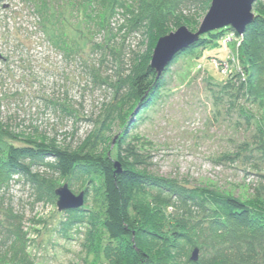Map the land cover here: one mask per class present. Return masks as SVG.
<instances>
[{
	"label": "rangeland",
	"instance_id": "374dc122",
	"mask_svg": "<svg viewBox=\"0 0 264 264\" xmlns=\"http://www.w3.org/2000/svg\"><path fill=\"white\" fill-rule=\"evenodd\" d=\"M211 1L201 6L200 0H176L174 16L196 32ZM261 10L264 0H255L252 13L256 16ZM190 21L197 25L190 28ZM125 23L118 14L109 20L106 32L92 35V42L104 50H93L91 39L70 27V38L82 51L64 54L37 31L33 15L21 0H0V127L20 138L72 152L87 151L88 144H94L97 154L107 156L115 150L122 131L125 145L143 156L142 174L186 188L206 187L264 207L259 178L264 174V156L257 143L260 133L264 140V99H254L246 86L241 87L239 38L232 36L235 44L228 43L232 40L226 34L218 42L206 41L202 54L201 50L182 53L163 75L155 101L145 109L135 105L120 131L108 118L117 111L118 99L129 94L126 78L152 56L155 47L149 29L130 30ZM254 48L264 61L260 40ZM90 70L99 77L97 82ZM51 162L45 160L32 172L54 185L53 192L66 184L73 195L83 193L86 222L88 212L100 210L98 195L86 193V185L76 179L61 180L46 166ZM35 189L30 180L13 178L0 192V253L10 243L11 219L18 216L32 264H94L88 249L91 226L69 222L67 211H58L56 196L52 199L43 189L42 198L37 199ZM147 202L151 209L159 205ZM164 210L173 221L190 213L185 207L178 212L171 204ZM234 245L236 264H264V237H239ZM225 246L208 236L198 242L197 257L209 258L216 248Z\"/></svg>",
	"mask_w": 264,
	"mask_h": 264
},
{
	"label": "trees",
	"instance_id": "16d2710c",
	"mask_svg": "<svg viewBox=\"0 0 264 264\" xmlns=\"http://www.w3.org/2000/svg\"><path fill=\"white\" fill-rule=\"evenodd\" d=\"M21 1L33 15L37 31L47 36L45 40L51 47L64 54L82 51L78 42L71 40L70 27H75L90 42L94 33L106 32L109 20L118 14L125 18V25L130 30L149 29L153 45L159 38L171 33L172 29L184 24L181 25L179 18L174 16L176 0ZM200 2L201 6H208L210 0ZM187 25L191 28L197 24L190 21ZM226 34L232 40L228 43H233L232 36L240 40L241 82L244 83L241 87L246 86L254 99H264V61H261L262 57L254 48L260 40L264 52V11L261 10L242 36L230 28L201 36L191 47L175 56L157 81L155 72L149 67L151 56H147L126 78L130 86L129 94L118 99L114 107L117 111L108 120H112L116 127H121L120 131L123 130L135 105L145 109L155 101L163 84V75L182 53L201 50L202 54L206 49V41L218 42L221 37L226 39ZM208 36L212 40H206ZM91 46L93 50H104L94 44L92 39ZM110 51L112 53L113 50ZM92 71L90 75L97 82L99 77ZM187 77L188 74L185 75ZM123 135L121 131L115 140V150L107 156L104 153L97 154L94 144H88L87 151L72 152L34 138H20L0 127V192L9 187L13 178H24L36 186L37 199L42 198L40 191L43 189L44 193L48 191L50 197L55 199L54 185H49L32 172L34 166L47 159L52 162L46 166L58 173L61 180L76 179L86 185V193L95 191L100 210L88 212V222H84L87 218H83V208L67 211L69 222L91 226L89 237L92 244L88 249L94 254V264H236L234 243L239 241V237H264V207H258L252 201L243 202L222 195L206 187L186 188L169 180L142 174L139 169L145 164L143 156L134 147L125 145ZM262 138L260 133L257 143L264 156ZM115 162L120 165V173L115 172ZM259 178L264 185V174ZM152 189L157 190L155 195ZM262 190L264 193V186ZM147 200L159 205L151 209ZM169 204L176 207L178 212L181 207H185L190 213L186 218L178 216L181 222L168 219L164 208ZM192 210H195L194 214ZM11 221L10 243L0 253V264H32L19 224L21 218L14 216ZM208 236L214 242L227 243V246L216 248L209 258H198L192 262L191 252L198 247L199 241H206Z\"/></svg>",
	"mask_w": 264,
	"mask_h": 264
},
{
	"label": "water",
	"instance_id": "95a60500",
	"mask_svg": "<svg viewBox=\"0 0 264 264\" xmlns=\"http://www.w3.org/2000/svg\"><path fill=\"white\" fill-rule=\"evenodd\" d=\"M254 2L255 0H212L209 10L196 32H191L182 26L175 32L159 38L149 64L150 69L156 74L155 81L162 76L178 53L187 50L201 36L225 28H230L238 36H242L246 27L254 21L255 16L252 13ZM113 166L115 172L120 173L118 162H115ZM54 195L57 198L56 205L59 212L75 211L84 206L83 193L73 195L66 184L55 190ZM197 253V249L193 250L190 257L192 262L197 261Z\"/></svg>",
	"mask_w": 264,
	"mask_h": 264
},
{
	"label": "built area",
	"instance_id": "2783aa9c",
	"mask_svg": "<svg viewBox=\"0 0 264 264\" xmlns=\"http://www.w3.org/2000/svg\"><path fill=\"white\" fill-rule=\"evenodd\" d=\"M228 38V37H227Z\"/></svg>",
	"mask_w": 264,
	"mask_h": 264
}]
</instances>
